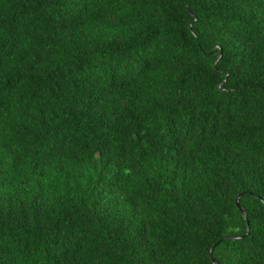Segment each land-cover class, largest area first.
<instances>
[{
	"label": "trees",
	"instance_id": "1",
	"mask_svg": "<svg viewBox=\"0 0 264 264\" xmlns=\"http://www.w3.org/2000/svg\"><path fill=\"white\" fill-rule=\"evenodd\" d=\"M213 245L264 264V0H0V264Z\"/></svg>",
	"mask_w": 264,
	"mask_h": 264
},
{
	"label": "water",
	"instance_id": "2",
	"mask_svg": "<svg viewBox=\"0 0 264 264\" xmlns=\"http://www.w3.org/2000/svg\"><path fill=\"white\" fill-rule=\"evenodd\" d=\"M239 196H240V194L238 195V197H237V199H236L237 205H238V207L240 208V210L242 211V213H243L244 215H246V211H245V209H244V208L240 205V203H239ZM247 234H248V232H247ZM241 236H242V235H241ZM241 236H227L226 238H240ZM218 242H219V241H218ZM218 242H216V244H218ZM216 244H215V245H216ZM215 245H213V246L211 247L209 253H210V255H211L212 258H213L214 264H218L217 260H216L215 257L213 256V250H214V246H215Z\"/></svg>",
	"mask_w": 264,
	"mask_h": 264
}]
</instances>
